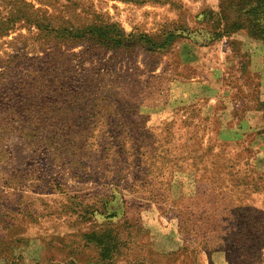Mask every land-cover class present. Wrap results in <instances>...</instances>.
<instances>
[{"label":"rangeland","instance_id":"1","mask_svg":"<svg viewBox=\"0 0 264 264\" xmlns=\"http://www.w3.org/2000/svg\"><path fill=\"white\" fill-rule=\"evenodd\" d=\"M181 2L0 0V264H264V0Z\"/></svg>","mask_w":264,"mask_h":264},{"label":"crops","instance_id":"2","mask_svg":"<svg viewBox=\"0 0 264 264\" xmlns=\"http://www.w3.org/2000/svg\"><path fill=\"white\" fill-rule=\"evenodd\" d=\"M181 16L184 17L190 23L195 20L198 16L200 17H209L207 10H212L209 6V3L213 0H181ZM207 1V2H206ZM218 1V0H215ZM217 6V5H216Z\"/></svg>","mask_w":264,"mask_h":264},{"label":"trees","instance_id":"3","mask_svg":"<svg viewBox=\"0 0 264 264\" xmlns=\"http://www.w3.org/2000/svg\"><path fill=\"white\" fill-rule=\"evenodd\" d=\"M223 7H224V0H220L219 13H218L219 19H218L217 25L221 28V30H220V32H218V35L219 36H217V37L223 36V34H226L228 32H232V27L227 23V20H226L227 14H226V11H225V9ZM241 28L242 27H240V29ZM168 36H169V38L165 40V43H167V44H169L170 42H172L173 37H174L170 33L168 34ZM141 38L144 39V41H145L144 43L145 44H148L149 45V43H152V41L148 37H146L144 35H141ZM153 44H155V43H153ZM151 47L154 48V45L151 46Z\"/></svg>","mask_w":264,"mask_h":264}]
</instances>
